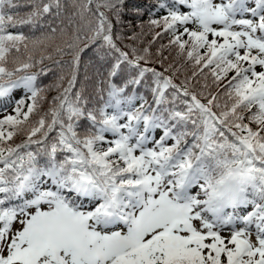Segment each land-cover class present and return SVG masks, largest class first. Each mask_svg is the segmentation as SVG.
<instances>
[{"label":"snow or ice","instance_id":"6c2138e0","mask_svg":"<svg viewBox=\"0 0 264 264\" xmlns=\"http://www.w3.org/2000/svg\"><path fill=\"white\" fill-rule=\"evenodd\" d=\"M124 2L71 0V32L52 27L37 37L10 29L35 25L53 7L59 15L61 0H31L24 17L9 11L16 0H0V97L23 86L32 101L18 100L15 115L0 118V264H264V0H161L166 14L152 13L148 23L162 29L153 42L170 35L157 50L163 71L148 66L150 47L117 45L123 36H114L113 18L120 22ZM57 33L55 51L73 54L67 87L61 76L48 112L14 144L43 99L37 74H27L32 53ZM81 44L115 60L106 98L98 88L94 103L74 91ZM21 47L27 59L17 56L10 69ZM165 47L192 63L191 78L174 82L178 69L164 67ZM44 59L51 55L42 51L35 63ZM125 64L136 75L118 87L111 78ZM205 69L218 87L228 82L222 94L201 92L202 102L189 86ZM148 74L155 106L143 96L135 106L125 89Z\"/></svg>","mask_w":264,"mask_h":264},{"label":"trees","instance_id":"16d2710c","mask_svg":"<svg viewBox=\"0 0 264 264\" xmlns=\"http://www.w3.org/2000/svg\"><path fill=\"white\" fill-rule=\"evenodd\" d=\"M16 2L19 4V7L9 10L12 14L24 17L28 12L32 11L31 0H16ZM47 2L48 0H37V3ZM160 2L161 0H125L120 17V22L117 23L115 18H113V34L114 36L116 34L123 36V39L117 40L116 43L124 50H127V48L125 47L126 45H132L139 49L150 47V52L153 54V62L148 66L155 67L158 71H163V68L159 63L161 57L157 55V50L161 49V45H168L170 35L163 34L162 36L157 37L153 42V36L155 35V33L161 32L162 29L158 27H152L148 23L150 14L154 13L155 15L152 16V18L155 19H159L166 14V10L158 8V4ZM61 3L65 5V7L59 10V15H56L58 10L53 7L51 12L44 14L41 18H39L35 25H18L16 29L10 30L21 31L25 35L37 37L42 33L49 32L52 27H56L58 29L66 28L70 33L71 25H69L68 18L71 16L74 9L72 8L71 0H61ZM167 3L171 5L172 1L167 0ZM141 25L143 27H141ZM133 33L138 35V38L136 40L129 39V37L132 36ZM57 45H62V40L59 37V33H57V38L53 42H51L45 49H38L32 53L33 63H35L36 60L40 59L42 51L43 55L45 56L51 55V59H44L43 62L39 64L35 63L37 65H40V68H42L46 73L47 94L46 96H43V99L37 102L36 110L32 113L29 121L25 124L26 126L24 128L26 130L33 124H35L40 116L48 112V105L50 104L49 102L54 96L58 94L59 90L56 88V84L61 76H63L64 78L61 82L62 87H67V81L71 75L73 54L69 53L67 50H65V53L63 55L57 53L55 51ZM80 48H82L83 51L79 53L80 59L79 64L76 68L77 83L74 91H82L84 96L89 98L94 103L95 101L99 100V95L97 94L98 88L105 89L104 95L106 98L107 84L109 81V70L111 68V64L114 63L115 60L113 56H105L104 53L106 52V50L100 49L99 45H89L88 47H85L84 44H81ZM10 56H19V58L22 60L27 59V54L24 53L23 47H21V53L17 54L13 52ZM162 56L167 58L166 60H164V67L172 64L174 66V70L178 69L176 75L174 76V82L177 84L187 78H191L193 71L196 70L193 67L192 63L186 62L182 57L176 56L175 48H163ZM125 66L129 69L126 64ZM129 70L133 73H136L134 70ZM166 74L172 75V72L170 71ZM231 75L232 73H229L228 77L230 78ZM205 77L207 78L205 79ZM149 78L150 74H148V78L146 80H148ZM146 80H144L138 87L141 93H144L146 91ZM111 82L116 84L117 86L119 85L118 73L117 76L111 78ZM227 82V79L221 81L218 87L213 83V78L209 70L205 69L202 74L191 79L189 91L196 92L198 97L201 92L205 93V95H207L209 92H220L222 94L224 91V85L227 84ZM205 84H207L208 87H204ZM199 98H201L202 102H206L203 100V97ZM224 99L225 98L223 97V95H221L220 102L222 105L224 103ZM177 106L179 108H183V105L179 101H177ZM189 128H191V125H189ZM26 130L22 131L20 141L14 140V138L12 143L19 144L24 141L26 139ZM54 135L55 133L51 134V136Z\"/></svg>","mask_w":264,"mask_h":264},{"label":"rangeland","instance_id":"374dc122","mask_svg":"<svg viewBox=\"0 0 264 264\" xmlns=\"http://www.w3.org/2000/svg\"><path fill=\"white\" fill-rule=\"evenodd\" d=\"M248 4L250 6H254V0H247ZM185 9L181 8V11H184ZM246 18H251L250 14L246 13L245 14ZM239 18V17H238ZM257 70H261L259 69V67H257ZM18 98V97H17ZM15 97L14 94H11L10 96L7 94L6 96L4 97H0V118H3V116L5 115H15L13 109L16 107V102H17V99ZM27 109H24L23 111H26ZM162 134V130L160 131H157L155 133V136L156 138H159V135ZM172 141H168V143H170ZM149 147H151V144L149 143L148 145ZM229 211H231L229 209ZM247 211H252V206L249 205L246 209H243L240 211V214L243 215V214H246ZM243 223L238 221L235 225V227L237 228H240V227H243ZM232 226H227L223 232H222V235L223 236H229L230 235V229H231ZM249 231L251 233V236H250V239H252L253 241H255V233H256V229H255V225L252 224V225H249Z\"/></svg>","mask_w":264,"mask_h":264}]
</instances>
